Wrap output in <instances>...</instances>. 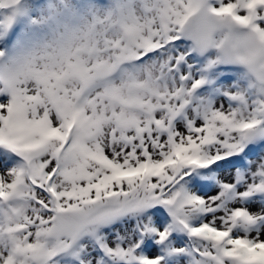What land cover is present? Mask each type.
Returning <instances> with one entry per match:
<instances>
[{
    "label": "snow or ice",
    "instance_id": "obj_1",
    "mask_svg": "<svg viewBox=\"0 0 264 264\" xmlns=\"http://www.w3.org/2000/svg\"><path fill=\"white\" fill-rule=\"evenodd\" d=\"M0 264H264V0H0Z\"/></svg>",
    "mask_w": 264,
    "mask_h": 264
}]
</instances>
